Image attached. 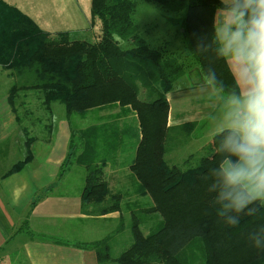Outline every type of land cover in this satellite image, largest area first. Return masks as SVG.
<instances>
[{
    "label": "trees",
    "instance_id": "trees-1",
    "mask_svg": "<svg viewBox=\"0 0 264 264\" xmlns=\"http://www.w3.org/2000/svg\"><path fill=\"white\" fill-rule=\"evenodd\" d=\"M145 1L156 3L165 20L181 28V48L170 50L147 42L146 26L136 17V0H91L92 22L100 26L93 41L71 38L69 31L49 32L17 5L0 0V67L12 71L13 77L8 101L15 109L19 93L38 90L45 109L64 104L71 127L73 116L85 119L94 109L119 108L101 126L72 127L70 151L58 177L74 157L85 169L84 208L93 206L95 214L120 211L122 194L108 188L104 168L125 154L137 194L152 202L141 211L145 216L157 215L159 221L145 233L133 213L132 240L117 255L110 235L76 243L94 250L98 264H185L180 254L195 239L204 244L205 264H264V205H250L258 211L241 214L240 223L233 227L217 215L219 206L209 191L212 169L226 155L221 151L226 129L182 164L166 160L167 93L184 74L186 55L219 92L230 96L240 91L212 41L221 0ZM124 118L128 121L118 128ZM183 127L190 133L196 123ZM30 157L16 163L8 174L22 169Z\"/></svg>",
    "mask_w": 264,
    "mask_h": 264
},
{
    "label": "crops",
    "instance_id": "crops-1",
    "mask_svg": "<svg viewBox=\"0 0 264 264\" xmlns=\"http://www.w3.org/2000/svg\"><path fill=\"white\" fill-rule=\"evenodd\" d=\"M6 1L18 4L34 20L35 15L49 16L53 12H59L60 14L51 16L64 17V30H45L74 31V19L71 17H74L75 7L72 8V5L76 1L79 6L78 0H68L69 3L66 0H48L54 8L45 3V0H39L33 7L26 3L28 0H15L19 1L17 3ZM136 1L156 6L160 10L154 2ZM142 15L145 16L140 14L137 20L140 25L146 26L144 36L151 46L170 50L181 48V28L168 20L159 23L149 18L144 19ZM91 18L78 31L94 29L97 22H92ZM36 22L39 24L37 20ZM154 27H160L161 30L156 32ZM158 33L160 38L155 45L150 37ZM184 58L186 70L167 93L170 130L166 160L170 164H182L190 155L197 154L215 134L225 130L230 108V96L221 95L206 81L198 65L192 59L189 60L187 55ZM2 76L5 81L13 79L12 71L0 67V78ZM8 86L9 84L0 91V264H98L94 250L80 248L76 243L92 242L110 235L113 251V240L118 233L124 232V227L120 225L114 230L117 233H112L111 230L113 218L120 211L95 214L92 212L93 206L84 208L81 204V192L85 173L81 166L74 164V157L63 176L58 177L70 151L72 127L69 121L62 116L56 121L49 114L50 110L42 106L41 92L35 89L19 93L18 103L12 109L8 101ZM32 101H36V105ZM55 106L53 104L51 107L52 114ZM33 110H37V113ZM104 111L105 109L91 110L87 115L91 123L85 127L107 123L110 119L105 118ZM214 116L215 123L211 124ZM84 121L85 119H80L83 124ZM190 122L196 123V127L189 133V128L183 125ZM125 123L118 121V128L124 127ZM80 151L81 149L77 154ZM29 154L31 157L22 169L8 174L16 163L25 160ZM124 155L119 154L115 162L110 161L115 165L114 170H111L110 162L104 168L111 186H118V179L133 174L129 167V170L126 169ZM76 169L83 172V180L74 175ZM90 219L93 221L89 223Z\"/></svg>",
    "mask_w": 264,
    "mask_h": 264
},
{
    "label": "clouds",
    "instance_id": "clouds-1",
    "mask_svg": "<svg viewBox=\"0 0 264 264\" xmlns=\"http://www.w3.org/2000/svg\"><path fill=\"white\" fill-rule=\"evenodd\" d=\"M221 5L212 41L240 91L230 95L221 144L226 155L212 169L209 191L217 215L235 227L241 214L258 211L250 205H264V0H221Z\"/></svg>",
    "mask_w": 264,
    "mask_h": 264
},
{
    "label": "rangeland",
    "instance_id": "rangeland-1",
    "mask_svg": "<svg viewBox=\"0 0 264 264\" xmlns=\"http://www.w3.org/2000/svg\"><path fill=\"white\" fill-rule=\"evenodd\" d=\"M80 1V5L77 6L76 1H73L72 8H74V17H71V19H74V31L69 32L71 38H84L88 40H94L96 33L99 32V26L98 24L94 26V29L89 28V31L86 32H80L78 30H81V28L86 24L87 19L91 17V7H90V1L87 0H78ZM12 2H19L12 0ZM21 2V1H20ZM39 0H28L26 3L30 5V7H33L35 4H37ZM11 3V2H10ZM45 3L50 4V2L45 0ZM66 3H69L68 0H66ZM13 4V3H12ZM18 5V4H17ZM52 8H54V5L51 3L50 4ZM25 8V7H24ZM28 11V9H26ZM53 14H60L59 12H53ZM140 14H144L145 16L142 15V18L146 19L149 18L154 22H159V23H165V15L162 11H160L156 6H151L148 5L144 2H138L137 5V18L139 17ZM37 16L35 15V20H37L40 24V26L43 29L47 30H64V26H62V23H64V17H58V16ZM154 30L156 32H159L161 29L160 27H154ZM58 32V31H55ZM156 35V36H154ZM156 38V39H155ZM160 35L158 34H153L150 39L152 42L156 45L157 42L159 41ZM125 44V42H122V46ZM153 46V45H152ZM6 75V74H5ZM11 82V80H6L5 77L2 76L0 78V91L4 90L6 86ZM221 93V92H219ZM225 95V94H221ZM34 105H36V101H32ZM55 110L49 111V114H51L53 117H55V120L58 121L59 117L62 116L66 118V112H65V106L62 103H55ZM44 109V108H43ZM34 113H37V110H33ZM119 112L118 107H112L110 109H105L104 115L106 119H111L115 113ZM110 114V117L108 116ZM52 116L49 118L51 119ZM90 117H86L84 124L80 122V117L73 116L71 118V123L72 127L75 128L76 130L81 129L80 127H85L91 123L89 120ZM216 116L213 117L211 124L215 123ZM120 121H125L127 122L128 119H123ZM109 131V130H108ZM110 132V131H109ZM189 148V147H188ZM126 156V155H124ZM125 158V157H124ZM122 159L119 158V160ZM118 160V161H119ZM112 163V164H111ZM125 163V162H121ZM75 164V162H74ZM77 164V163H76ZM79 165V164H77ZM81 166V165H79ZM83 169L84 167L81 166ZM110 168L111 170L115 169V165L113 162H110ZM126 169L129 170L128 165L126 166ZM85 173V169H84ZM83 172L80 171L79 169H76V172H74V175L83 180L82 177ZM109 177V176H108ZM74 178V177H73ZM105 180L108 184V188L111 190V192H119L122 194V200H121V210L120 213L118 212V216L113 218L112 222V233H117L116 228L120 225L121 227H124V232L118 233L116 238L113 240V254L116 255L118 254L126 245L130 244L132 240V233H131V225H132V215L133 213L137 214L141 220V225L145 233L148 232L151 226H154L156 221H159V218L157 215L154 216H145L144 213L141 211L142 208H147L151 205V199L148 196H140L137 194L136 189H137V181L134 177L133 174H127L126 177H122L119 180V185L114 186L110 184V181L108 182L106 176ZM117 180V181H118ZM106 205V204H105ZM93 219L89 220V223L92 222ZM181 259L185 262V264H205V249H204V244L202 241L199 239L193 240L180 254Z\"/></svg>",
    "mask_w": 264,
    "mask_h": 264
}]
</instances>
